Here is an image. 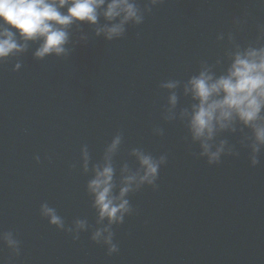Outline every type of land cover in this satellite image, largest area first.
Wrapping results in <instances>:
<instances>
[{
	"label": "water",
	"instance_id": "obj_1",
	"mask_svg": "<svg viewBox=\"0 0 264 264\" xmlns=\"http://www.w3.org/2000/svg\"><path fill=\"white\" fill-rule=\"evenodd\" d=\"M236 19L244 23L237 27ZM257 25H264L257 0H164L118 40L73 25L66 56L37 59L39 41H30L0 61V230L21 241L11 259L0 246V264H264V153L252 167L239 136L224 134L238 157L209 165L194 156L199 148L185 140L184 125L163 119L168 93L159 87L223 56L229 32L242 45L254 42ZM188 103L181 95L177 110ZM154 127L164 135H154ZM117 133L123 135L117 169L136 167L129 155L135 147L167 153L168 160L157 190L130 194L134 211L113 227L119 251L109 256L90 231L74 241L39 207H55L66 226L81 218L95 227L86 184Z\"/></svg>",
	"mask_w": 264,
	"mask_h": 264
},
{
	"label": "clouds",
	"instance_id": "obj_2",
	"mask_svg": "<svg viewBox=\"0 0 264 264\" xmlns=\"http://www.w3.org/2000/svg\"><path fill=\"white\" fill-rule=\"evenodd\" d=\"M164 0H0V61L24 52L27 42L39 41L34 56H66L69 52L70 29L73 25L88 24L96 36L107 41L123 38L129 26L143 24L152 8ZM264 6V0H257ZM239 27L243 21L236 19ZM217 41H223L220 33ZM23 41L24 43H21ZM228 46L214 63L202 60L196 72L186 79H167L159 87L167 91L163 110L165 121L179 120L187 130L186 141L197 145L193 155L218 165L223 156L238 157L240 148L248 151L252 167L260 163L264 153V25H257L254 42L242 45L232 32L227 33ZM21 65L17 63L16 69ZM190 103L177 110L180 96ZM247 130V131H246ZM153 134L163 136L164 130L153 128ZM224 134L238 135L237 144L230 143ZM123 135L117 133L104 149L103 160L92 165V175L86 191L96 212V226L77 218L66 226L55 207L42 202L41 217L57 230L79 240L80 233L90 231V239L107 248L111 256L119 251L114 242V226L125 222L133 213L129 196L145 186L157 190L159 171L167 163L168 155L154 156L143 148H132L136 167L124 163L117 169L114 158L121 148ZM37 162L40 156H35ZM83 169L89 171L90 154L82 149ZM0 246L9 250L10 258L21 253V241L12 230H0Z\"/></svg>",
	"mask_w": 264,
	"mask_h": 264
}]
</instances>
